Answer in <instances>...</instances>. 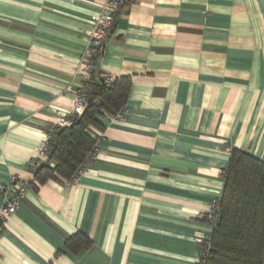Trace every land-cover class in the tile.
Instances as JSON below:
<instances>
[{
  "label": "crops",
  "instance_id": "obj_1",
  "mask_svg": "<svg viewBox=\"0 0 264 264\" xmlns=\"http://www.w3.org/2000/svg\"><path fill=\"white\" fill-rule=\"evenodd\" d=\"M105 0H0V206L26 187L0 264H198L230 153L264 162V0H131L96 67L130 77L124 111L73 182L39 184L48 128L71 116ZM69 127V126H68ZM36 167V168H37ZM82 234L78 254L65 243Z\"/></svg>",
  "mask_w": 264,
  "mask_h": 264
},
{
  "label": "trees",
  "instance_id": "obj_2",
  "mask_svg": "<svg viewBox=\"0 0 264 264\" xmlns=\"http://www.w3.org/2000/svg\"><path fill=\"white\" fill-rule=\"evenodd\" d=\"M107 77L96 72L85 84L88 105L69 127L55 133L49 144L48 163L33 170L39 184L73 182L81 170L94 162L98 138L93 131L103 132L109 120L124 111L131 89L130 77L109 84ZM222 180L220 217L198 264H264V162L233 149ZM90 246L82 234L65 243L73 254Z\"/></svg>",
  "mask_w": 264,
  "mask_h": 264
},
{
  "label": "built area",
  "instance_id": "obj_3",
  "mask_svg": "<svg viewBox=\"0 0 264 264\" xmlns=\"http://www.w3.org/2000/svg\"><path fill=\"white\" fill-rule=\"evenodd\" d=\"M128 0H105L103 12L95 18L93 24V30L90 36L89 46L86 48L82 59L76 68V76H81L86 82H90L93 75L97 71L95 60L100 57L107 40L111 37L115 27L116 19L126 9ZM116 78L107 77L106 83L113 82ZM87 90L81 89L76 99V106L71 116H61L56 122H54L47 131V136L44 144L40 148L39 155L41 158H47L49 154V144L53 139L55 133L61 129L68 127L72 124L75 117H79L85 111L88 105ZM98 154L96 149L95 159ZM30 169H35L38 163L30 162L28 164ZM88 168V167H87ZM79 172L76 179L82 175L86 169ZM7 191L11 192L9 197H4V202L0 206V236L4 231L7 220L15 213L18 202L24 197L26 193L25 185L19 183L15 178L12 185L9 188H1V194H5ZM220 217L219 201H213L210 209L207 213V219L214 227ZM210 244V237H207L204 241V250L202 257H204L207 248Z\"/></svg>",
  "mask_w": 264,
  "mask_h": 264
}]
</instances>
